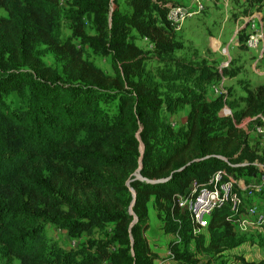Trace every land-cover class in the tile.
Masks as SVG:
<instances>
[{
	"label": "trees",
	"instance_id": "16d2710c",
	"mask_svg": "<svg viewBox=\"0 0 264 264\" xmlns=\"http://www.w3.org/2000/svg\"><path fill=\"white\" fill-rule=\"evenodd\" d=\"M115 3L75 2L76 13H93L96 24L95 35H85L78 25L75 36L110 57L113 75H108L84 61L72 44L60 45L54 37L62 16L59 0H0L6 12L0 18V246L19 264H154L157 256L144 237L150 197L159 208H173L178 215L173 198L192 183H204L222 169L240 177L229 163L237 148L236 132L217 134L211 104L196 100L184 141L153 163L154 116L163 100L153 88L133 80L148 56L130 40L128 27L157 54H171L181 44L166 18L170 7L162 0H129L130 16L112 9ZM38 43L70 55L63 66L65 77L35 56ZM24 88L30 94L24 109L2 103L5 94ZM112 97L117 110L106 113L101 106ZM263 113L264 82L248 96L241 116ZM82 130L96 138L77 143ZM243 169L264 172V155L259 166ZM234 219L223 208L214 212L208 228L228 226ZM48 224L71 237L106 224L113 225V233L107 241L64 250L42 236Z\"/></svg>",
	"mask_w": 264,
	"mask_h": 264
},
{
	"label": "rangeland",
	"instance_id": "374dc122",
	"mask_svg": "<svg viewBox=\"0 0 264 264\" xmlns=\"http://www.w3.org/2000/svg\"><path fill=\"white\" fill-rule=\"evenodd\" d=\"M59 1L62 16L52 32L58 43L72 44L81 52L84 61L113 75L110 57L94 52L74 33L79 25L85 35H95L93 13L77 14L76 0ZM203 1L205 10L187 18L179 30H174L175 40L181 48L171 54L155 53L145 38L128 27L130 40L148 56L140 76L133 80L139 79L153 88L163 100L161 109L154 116L158 129L151 140L152 160L155 164L161 162L172 148L184 141L191 106L196 102L208 103L216 133L229 132L233 136L236 132L234 146L237 148L229 163L239 169L241 178L249 180L257 175L243 168L249 164L259 166L264 155V113L242 117L241 111L248 96L254 95L256 88L264 82V76L259 77L253 72V52L246 50L243 44L250 34L256 33L262 34L264 44V0H229L227 5L225 0ZM162 3L168 7L175 4L191 7V0H162ZM111 8L126 16L133 11L129 0H116ZM149 15L156 18L157 13L151 10ZM1 17H6V12L0 7ZM233 39L238 42L231 46ZM228 44L232 60L224 71L223 92L215 91L213 88L219 84L217 67L224 58L219 49ZM34 54L43 64L65 77L63 66L71 60L67 52L54 51L48 45L38 43ZM29 97L27 88L10 91L2 103L8 108L22 110ZM193 100L196 102L192 103ZM116 105L117 101L112 97L101 107L104 112L113 113L117 110ZM224 108L230 109L231 117L222 116ZM95 138L96 135L82 130L76 135V142L89 143ZM142 152L143 146L140 147ZM250 207L253 212L247 211ZM147 221L149 227L144 237L151 252L157 256L154 264H180L176 258L182 264H264V190L258 196L246 199L244 208L228 226L198 231L186 214L179 211L176 215L173 208H159L153 196L147 203ZM112 233L113 225L106 224L71 237L65 230L48 224L42 236L64 250H80L90 242L109 240ZM0 264H19V261L6 255L0 246Z\"/></svg>",
	"mask_w": 264,
	"mask_h": 264
},
{
	"label": "built area",
	"instance_id": "2783aa9c",
	"mask_svg": "<svg viewBox=\"0 0 264 264\" xmlns=\"http://www.w3.org/2000/svg\"><path fill=\"white\" fill-rule=\"evenodd\" d=\"M228 1L225 0L226 5ZM204 8L205 4L203 0H191V7L175 4L169 8L166 18L173 30L177 31L187 18L197 15ZM145 40L148 41L146 38ZM244 47L246 50L253 52V72L259 77L264 76V44L262 34H250L244 41ZM219 52L224 58L217 67L219 84L213 89L223 92L224 71L230 67L231 62L229 44L220 47ZM222 116L231 117L230 109L224 108ZM263 190V172L255 178L251 177L249 180H244L222 169L216 170L204 183H192L184 194L175 195L173 202L181 212L187 213L193 228L200 231L208 227L209 221L215 211L227 208L230 215L235 217L240 213V209L244 208V201L246 199L258 196ZM247 211L253 212L252 207Z\"/></svg>",
	"mask_w": 264,
	"mask_h": 264
},
{
	"label": "crops",
	"instance_id": "0c3cea01",
	"mask_svg": "<svg viewBox=\"0 0 264 264\" xmlns=\"http://www.w3.org/2000/svg\"><path fill=\"white\" fill-rule=\"evenodd\" d=\"M177 2H179V0H176ZM166 4H169V3H166ZM204 10H205V8H204ZM203 10V11H204ZM203 11H201V12H199L198 14H200V13H202ZM237 42H238V39H233L230 43H231V46L233 45H236L237 44ZM229 43V44H230ZM243 46H244V44H243ZM230 59L232 60V58L230 57ZM225 79H226V77H225Z\"/></svg>",
	"mask_w": 264,
	"mask_h": 264
},
{
	"label": "water",
	"instance_id": "95a60500",
	"mask_svg": "<svg viewBox=\"0 0 264 264\" xmlns=\"http://www.w3.org/2000/svg\"><path fill=\"white\" fill-rule=\"evenodd\" d=\"M136 178H137V179H140V176H139L138 173L136 174ZM130 192L132 193V196H133V199H134V191H133L132 189H130ZM132 203H133V200H132V202H131V205H132ZM130 208H131V206H130Z\"/></svg>",
	"mask_w": 264,
	"mask_h": 264
}]
</instances>
